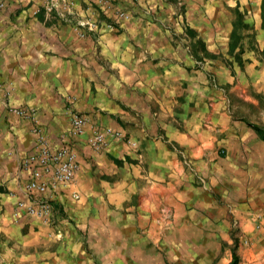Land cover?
Wrapping results in <instances>:
<instances>
[{
	"label": "crops",
	"instance_id": "obj_1",
	"mask_svg": "<svg viewBox=\"0 0 264 264\" xmlns=\"http://www.w3.org/2000/svg\"><path fill=\"white\" fill-rule=\"evenodd\" d=\"M39 2L0 0V264H123L133 238L162 231V206L173 207L178 234L201 235L224 209L222 192L245 233L263 230L261 185L229 193L223 171L264 164V140L220 89L235 79L225 60L237 15L264 32L263 0H70L63 18ZM238 68L264 94V67ZM73 113L85 120L76 137ZM35 126L51 149L74 150L79 167L69 183L28 193L21 162ZM107 129L123 137L88 143ZM43 197L49 218L28 211Z\"/></svg>",
	"mask_w": 264,
	"mask_h": 264
},
{
	"label": "rangeland",
	"instance_id": "obj_2",
	"mask_svg": "<svg viewBox=\"0 0 264 264\" xmlns=\"http://www.w3.org/2000/svg\"><path fill=\"white\" fill-rule=\"evenodd\" d=\"M237 17L239 26L233 44V58L225 60L234 67L232 74L235 79L232 85H222L220 89L230 101L232 116L245 122L264 140V94L257 86L247 84L238 68L246 60L254 62L257 68L264 67V32L254 28L252 21L251 27L247 26L241 14ZM261 18L264 29V0ZM242 31L248 33L249 41L242 42ZM218 156L226 157L224 148L219 149ZM223 172L229 174L231 179V184L226 186L229 193H236L240 189L246 194L247 186L255 183L261 185L260 194L264 195V164H259L255 170L245 169L240 173ZM222 193L223 196L219 194V198L223 199L218 204L224 205V209L221 208L222 213L208 215L209 228L206 227V233L201 235L178 234L174 228L176 218L173 207L162 206L161 221L157 224L162 231H157L147 241L141 239L134 243L133 238L132 249L128 253L130 258L123 264H230L233 251L238 256V264H264V229L256 228L253 233H245L230 205L225 207V194Z\"/></svg>",
	"mask_w": 264,
	"mask_h": 264
},
{
	"label": "built area",
	"instance_id": "obj_3",
	"mask_svg": "<svg viewBox=\"0 0 264 264\" xmlns=\"http://www.w3.org/2000/svg\"><path fill=\"white\" fill-rule=\"evenodd\" d=\"M40 1L44 12L55 14L58 18L66 17L71 13L70 0H29V2ZM118 16H125L122 13ZM10 112L21 117H32V112L22 108H9ZM85 126L84 118L76 113L72 114L70 120L69 134L73 137L79 136ZM36 140L33 150L28 152L23 158L21 165L29 173V179L25 183V189L28 193L45 192L53 190L57 184L69 183L78 167L77 154L69 146H61L57 149H51L43 133L38 126L34 127ZM105 134L113 137H123L121 132L111 129L94 131L88 138V143L92 147L99 148L104 144ZM74 199H78L76 193L72 194ZM30 213H37L47 218L52 214V206L47 198L36 200L35 206H30Z\"/></svg>",
	"mask_w": 264,
	"mask_h": 264
},
{
	"label": "trees",
	"instance_id": "obj_4",
	"mask_svg": "<svg viewBox=\"0 0 264 264\" xmlns=\"http://www.w3.org/2000/svg\"><path fill=\"white\" fill-rule=\"evenodd\" d=\"M230 264H238V256L235 251L232 252V261Z\"/></svg>",
	"mask_w": 264,
	"mask_h": 264
}]
</instances>
